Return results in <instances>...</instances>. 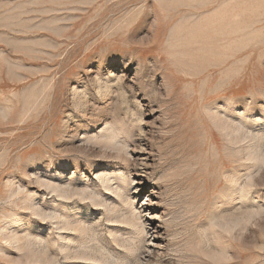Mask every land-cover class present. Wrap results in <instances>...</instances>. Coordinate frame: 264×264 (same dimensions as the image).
<instances>
[{
	"label": "rangeland",
	"instance_id": "rangeland-1",
	"mask_svg": "<svg viewBox=\"0 0 264 264\" xmlns=\"http://www.w3.org/2000/svg\"><path fill=\"white\" fill-rule=\"evenodd\" d=\"M50 252L264 264V0H0V264Z\"/></svg>",
	"mask_w": 264,
	"mask_h": 264
},
{
	"label": "bare ground",
	"instance_id": "bare-ground-1",
	"mask_svg": "<svg viewBox=\"0 0 264 264\" xmlns=\"http://www.w3.org/2000/svg\"><path fill=\"white\" fill-rule=\"evenodd\" d=\"M259 153V152H258ZM251 154H253L252 152H251ZM60 186V185H59ZM57 187V186H56ZM56 187H53V190L54 191H56ZM107 187V186H106ZM108 187H110V186H108ZM106 189V188H105ZM81 192V191H80ZM116 192V191H115ZM123 193V192H122ZM63 194H65V192L63 193ZM67 195V194H66ZM120 195V194H119ZM220 196H221V198H220V200H218V202L219 201H221L222 199H225V193H221V194H219ZM59 196V195H58ZM61 196V195H60ZM84 199V198H83ZM102 203V202H101ZM120 207H122V206H120ZM114 211V210H113ZM129 211H131V210H129ZM107 212H108V210H107ZM126 213V212H125ZM52 214V213H51ZM50 214V215H51ZM64 214V213H63ZM67 214V213H66ZM43 215L44 216H46V213L44 214V212H43ZM60 215H62V214H60ZM72 215H74L73 213H72ZM116 215V214H115ZM53 216V215H52ZM51 216V217H52ZM64 216V215H63ZM59 217V216H58ZM53 219H55L56 218V216H53L52 217ZM117 218H119V219H122V220H118V219H116L115 221H117L116 223L118 224V227L119 228H123L124 226H128L129 224H131L132 225V223H134V219H130L128 216H126V215H124V216H122V217H117ZM71 219V218H70ZM56 221V223L58 222H60L58 219H55ZM72 222V221H71ZM74 222H76V221H74ZM80 222H82V221H80ZM54 223V222H53ZM114 223V222H113ZM126 223H128V225L126 224ZM69 225V222H67V220L65 221V222H63L62 223V226H61V229H69V228H71L70 226H68ZM130 226V225H129ZM73 228H76V225L75 226H73L71 229H73ZM85 230V229H84ZM66 231H68V230H66ZM113 232H114V230H113ZM136 232H138V231H136ZM110 233V232H109ZM119 233H120V231H119ZM111 234V233H110ZM60 235V234H59ZM133 235H135L136 237H138L139 239H140V235H139V233H134L133 232ZM10 236V235H9ZM71 236V235H70ZM69 236V237H70ZM16 237V236H15ZM72 237V236H71ZM12 238V237H11ZM73 238H75V237H73ZM120 240H122L123 241V238L122 237H120L119 238ZM70 240H71V238H70ZM112 240V239H111ZM16 242V241H15ZM68 243V242H67ZM69 244V243H68ZM67 244V245H68ZM54 245V244H53ZM45 248V247H44ZM65 248H66V246H65ZM60 249V248H59ZM62 249V248H61ZM74 251V250H73ZM72 251V252H73ZM86 252V251H85ZM41 253V252H40ZM48 253V252H47ZM80 253V252H79ZM87 253V252H86ZM85 253V254H86ZM90 253V252H89ZM83 254V253H82ZM31 255V254H30ZM29 255V256H30ZM68 255H69V252H67V251H61V257L62 258H67L68 257ZM79 255V254H78ZM90 255V254H89ZM47 257V263L48 264H56V254H54L53 252H50L49 254H48V256H46ZM97 257V256H96ZM95 256H94V258H92V257H90V256H88V257H86L85 259H88V258H91V259H94V260H92V261H95V260H97V258H96ZM106 257V256H105ZM78 258H80V257H78ZM37 259V258H36ZM43 259V258H42ZM77 259V258H76ZM44 261V260H43ZM63 262V261H62ZM97 262V261H96ZM61 264H63V263H61Z\"/></svg>",
	"mask_w": 264,
	"mask_h": 264
}]
</instances>
